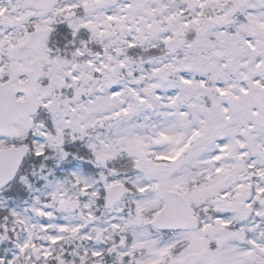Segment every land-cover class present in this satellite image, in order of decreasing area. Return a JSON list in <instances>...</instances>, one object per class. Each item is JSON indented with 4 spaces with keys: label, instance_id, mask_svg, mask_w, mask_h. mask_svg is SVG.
<instances>
[{
    "label": "snow or ice",
    "instance_id": "obj_1",
    "mask_svg": "<svg viewBox=\"0 0 264 264\" xmlns=\"http://www.w3.org/2000/svg\"><path fill=\"white\" fill-rule=\"evenodd\" d=\"M0 264H264V0H0Z\"/></svg>",
    "mask_w": 264,
    "mask_h": 264
}]
</instances>
